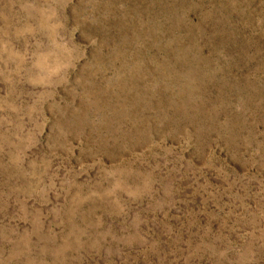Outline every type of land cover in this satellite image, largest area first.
<instances>
[{
	"label": "rangeland",
	"instance_id": "rangeland-1",
	"mask_svg": "<svg viewBox=\"0 0 264 264\" xmlns=\"http://www.w3.org/2000/svg\"><path fill=\"white\" fill-rule=\"evenodd\" d=\"M0 264H264V0H0Z\"/></svg>",
	"mask_w": 264,
	"mask_h": 264
}]
</instances>
